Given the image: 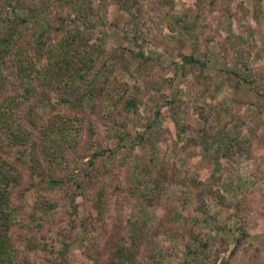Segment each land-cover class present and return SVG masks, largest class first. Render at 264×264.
I'll use <instances>...</instances> for the list:
<instances>
[{"label": "rangeland", "instance_id": "rangeland-1", "mask_svg": "<svg viewBox=\"0 0 264 264\" xmlns=\"http://www.w3.org/2000/svg\"><path fill=\"white\" fill-rule=\"evenodd\" d=\"M12 29L11 264H264V0H0Z\"/></svg>", "mask_w": 264, "mask_h": 264}, {"label": "trees", "instance_id": "trees-1", "mask_svg": "<svg viewBox=\"0 0 264 264\" xmlns=\"http://www.w3.org/2000/svg\"><path fill=\"white\" fill-rule=\"evenodd\" d=\"M10 26L12 27L13 25H10ZM13 31L14 29H12V33L10 34H8V31H7L5 36L0 37V63H2L1 65L6 63L5 58H4V53L5 51H7L6 46L8 45L10 41L9 37L13 34ZM55 53L56 52L51 53V54H55ZM58 54H59V57H57L56 62L59 65L64 64L68 61L67 53L65 50L63 53L61 50L60 52H58ZM50 57H53V56L50 55ZM19 61L20 60H17L16 62L13 63L15 72H16L15 74L17 75L18 73H22V77L24 76V78H22L23 79L22 86L25 91V94H27L30 92L31 84L28 85L27 82H25V79L27 81L28 74L31 79H34V78L31 77V73L29 72V70L28 69L26 70V68H24L22 63ZM31 71L32 73L33 72L35 73V69H32ZM19 96H21V98H26V99L28 98L23 93L20 94ZM132 104L134 105V102H132ZM9 110L10 109L6 107V104L4 102L0 104V126L4 127L3 129L9 131L8 136H10V134L14 135L18 133L15 131V128H18V130H20V127L18 125L14 127L15 122H13L11 116H9ZM1 179H4L2 177V174H0V181ZM7 203H8L7 182H0V264H11V261H12V252H11L12 249L10 245V236L8 233L9 224H10L9 210L6 206H4Z\"/></svg>", "mask_w": 264, "mask_h": 264}]
</instances>
